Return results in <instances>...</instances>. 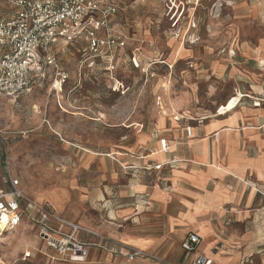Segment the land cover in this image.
Listing matches in <instances>:
<instances>
[{
  "label": "rangeland",
  "instance_id": "374dc122",
  "mask_svg": "<svg viewBox=\"0 0 264 264\" xmlns=\"http://www.w3.org/2000/svg\"><path fill=\"white\" fill-rule=\"evenodd\" d=\"M103 1L119 7L111 20L123 23L128 38L114 53L113 70L107 58L88 51L83 38L60 41L52 49L70 72L64 85L52 87V70L43 63L32 89L16 97L0 93V191L9 190L10 179L17 177L27 197L21 223L0 230V264L190 262L184 261L183 238L155 214L144 223L160 240L148 249L153 256L130 259L127 253L133 249L117 238L128 226L126 215L114 214L127 205L117 199L119 187L132 182L133 173L136 178L144 174L154 185L158 174H148L145 167L129 169L113 154L151 152L171 102L182 101L199 112L213 108L227 86L208 85L218 63L255 60L261 72L264 0ZM12 13L8 1L0 0V19ZM238 100L234 96L228 106L236 107ZM144 134L151 138L140 146ZM29 203L89 231L76 234L87 250L84 262L71 261L41 238ZM49 224L56 234L70 232L53 220Z\"/></svg>",
  "mask_w": 264,
  "mask_h": 264
},
{
  "label": "crops",
  "instance_id": "0c3cea01",
  "mask_svg": "<svg viewBox=\"0 0 264 264\" xmlns=\"http://www.w3.org/2000/svg\"><path fill=\"white\" fill-rule=\"evenodd\" d=\"M257 64L242 58L218 63L208 85L227 86L213 108L199 112L194 106L181 105L182 101L167 104L169 113L159 120L158 136L168 140V151L161 149L154 135L151 152L113 154L129 169L145 167L148 174L153 170L165 186L133 173L132 182L119 187L117 199L127 205L114 214L126 215L128 226L117 238L133 249L127 253L131 260L153 256L148 249L160 243L144 225L155 214L180 238L190 232L201 237L196 252L186 256L182 248L189 264L197 255L207 256L212 264H264V103L242 98L236 107L222 109L237 93L261 89L264 67L258 72ZM150 138L142 135L140 146ZM44 218L38 214V219ZM136 250L144 255L132 256Z\"/></svg>",
  "mask_w": 264,
  "mask_h": 264
},
{
  "label": "built area",
  "instance_id": "2783aa9c",
  "mask_svg": "<svg viewBox=\"0 0 264 264\" xmlns=\"http://www.w3.org/2000/svg\"><path fill=\"white\" fill-rule=\"evenodd\" d=\"M13 8L11 16L0 19V93L16 97L32 89L34 75L42 72L43 63L52 70L53 84L64 83L70 78L52 49L58 42L69 43L83 38L87 49L92 54L105 57L111 63L116 50L127 44V35L122 31L123 23L113 21L111 17L119 12V7L103 0H7ZM264 67V61L260 62ZM109 68V67H107ZM42 75V74H40ZM238 103L242 98H249L254 104L264 103V84L255 93L239 94ZM187 131L191 134V128ZM159 144L163 151L170 149L166 138H160ZM9 190L0 191V223L6 220L5 229L17 227L23 218V202L27 197L20 188V179L12 177ZM33 206L36 216L33 220L41 224L40 236L50 247L70 256L73 262L85 261L87 250L84 243L77 240V235L87 231L83 226L65 219L52 210L37 204ZM37 208V209H36ZM45 218L38 219V214ZM37 217V218H36ZM49 219L68 227L69 233L56 234L48 224ZM2 230V228H0ZM77 234V235H76ZM202 239L195 233H188L182 240V248L186 256L196 252ZM140 250L132 256H141ZM82 259V260H81ZM212 259L205 255H197L192 264H212Z\"/></svg>",
  "mask_w": 264,
  "mask_h": 264
},
{
  "label": "bare ground",
  "instance_id": "6f19581e",
  "mask_svg": "<svg viewBox=\"0 0 264 264\" xmlns=\"http://www.w3.org/2000/svg\"><path fill=\"white\" fill-rule=\"evenodd\" d=\"M57 84H61V83H57ZM232 103L227 107V108H232ZM226 109V108H225ZM0 227L1 228H3V227H6V220L5 219H3V221H1V223H0ZM5 229H2L1 231H4ZM82 260V259H81ZM82 262H84V261H82Z\"/></svg>",
  "mask_w": 264,
  "mask_h": 264
}]
</instances>
